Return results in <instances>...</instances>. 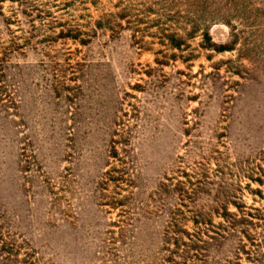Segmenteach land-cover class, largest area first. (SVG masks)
<instances>
[{
  "label": "rangeland",
  "instance_id": "374dc122",
  "mask_svg": "<svg viewBox=\"0 0 264 264\" xmlns=\"http://www.w3.org/2000/svg\"><path fill=\"white\" fill-rule=\"evenodd\" d=\"M0 264H264V0H0Z\"/></svg>",
  "mask_w": 264,
  "mask_h": 264
}]
</instances>
